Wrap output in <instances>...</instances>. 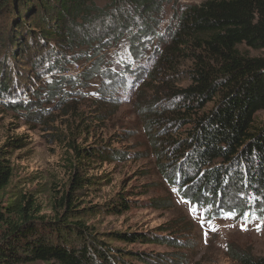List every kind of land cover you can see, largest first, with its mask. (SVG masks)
<instances>
[{"label": "trees", "instance_id": "1", "mask_svg": "<svg viewBox=\"0 0 264 264\" xmlns=\"http://www.w3.org/2000/svg\"><path fill=\"white\" fill-rule=\"evenodd\" d=\"M163 1L113 0L118 6L110 16L120 25L118 12L124 4L147 17L143 27L130 31V41L136 70L148 74L136 103L155 151L158 173L185 201L206 207L213 216L231 213L243 218L255 214L263 219L264 119L258 120L257 113L264 110V0H203L182 5L167 37L158 36L154 57L144 58L141 46L146 37L156 34L153 26L158 21L151 16ZM105 13L106 7L94 0H0V19L14 18L5 28L4 51L9 43L8 54L13 57L22 50L34 54L43 51V41L48 46L53 42L56 49L57 45H89L94 34H102L97 23L106 25ZM23 17L30 20L29 25ZM24 31L27 34L23 35ZM103 41L99 39V43ZM247 49L261 53L252 55ZM99 62L93 60L77 77L60 76L46 83V97L37 99L54 100L65 92L66 85L86 86L96 75L107 80L106 93L124 85L119 74L100 70ZM83 75L84 81L78 82ZM30 78L27 82L32 84L42 77ZM0 86L4 91L9 88ZM28 91L35 93L34 89ZM107 100L104 102L117 107L113 100ZM35 101L27 103L31 106L20 105V111L27 110V120L36 121L45 113ZM19 141L9 139L0 145V264H190L189 254L181 249L190 248L191 240L185 242L178 236L180 232L189 236L192 231L187 219L169 221L159 228L165 234L130 230L101 233L90 223L101 213L116 214L130 208L131 200L123 191L102 205L86 206L78 198L84 189L101 184L95 181L98 177L87 174L93 159L125 160L126 151H116L107 142L90 147L70 145L74 151L72 173L67 189L53 197L54 214L49 219L41 214L33 193L9 190L14 175L9 158L22 146ZM154 205L174 206L170 198ZM174 230L177 236L167 235ZM113 242L160 243L176 251L153 254L114 246ZM227 256L236 264H264V256L236 245H228Z\"/></svg>", "mask_w": 264, "mask_h": 264}, {"label": "rangeland", "instance_id": "2", "mask_svg": "<svg viewBox=\"0 0 264 264\" xmlns=\"http://www.w3.org/2000/svg\"><path fill=\"white\" fill-rule=\"evenodd\" d=\"M94 1L100 7H106L107 26L97 23V28H101L102 34H94L95 40L89 45L77 44L71 48L57 45L56 49L53 42L48 46L47 42L43 41V51L34 54L31 50H22L15 58L8 54V51H11L10 43L7 51H4L5 28L14 18L11 16L12 21H6L4 17L0 19V84L9 86L5 91L0 90V145L9 139L17 138L22 145L16 148L9 158L14 170L10 185L12 188L9 190L18 188L33 193L37 205L41 208V214L51 219L54 214L53 197L61 196L67 189L72 173L74 151L70 145L90 147L98 142L111 143V147L116 151H126L127 158L112 162L93 159L87 174L98 177L99 180L95 181L101 184L81 191L79 201H83L86 206L102 205L123 191L131 202L130 208L121 213H101L90 220L97 231L104 233L130 230L165 234L164 229L159 228L165 227L169 221L187 219L193 226L192 231L189 230V236L184 232H180L178 236L185 242L191 240L190 248L181 249L189 254L190 264H236L227 256L228 245L240 246L251 250L257 256H264V218L259 219L255 214L243 218H237L235 215L231 219L225 218L230 213L213 216L206 211V207H198L185 201L177 188L168 184L158 173L154 163L155 151L150 146V139L141 115L138 114L136 103L139 88L142 82L148 79V74L146 71L144 73L136 70L138 64L133 58L130 41V31L136 32L140 25L143 27L146 24L143 21L147 20V17L134 11L133 7L122 4L118 12L120 25H115V20L110 16L118 5L114 4L113 0ZM201 1L203 0L161 2L159 11L155 16H151L158 21V24L153 26L156 34L146 37L141 46L144 58L154 57L159 44L158 36L167 37L168 29L177 21L175 12L181 9L182 5ZM118 13H114V16H118ZM22 19L29 25V19ZM93 27L95 28V25ZM25 34L27 32L24 31L23 35ZM100 38H104L102 43H99ZM247 50L252 55L261 53L259 50ZM94 53L97 55L90 59ZM95 59L100 61L101 69L110 67L112 73L120 74V81L124 85L106 93L104 90L108 85L107 80L96 75L86 86L66 85L65 92L54 100L39 101L35 97H46L45 81L51 83L60 77L59 75L76 77L75 75L83 69L87 71ZM142 73L144 74L141 77H137V74ZM33 75L42 76V79L33 80L31 84L30 77ZM84 76L86 75L80 76L77 81H84ZM29 89L36 90L37 94L30 95ZM3 91L5 93L2 94ZM102 93L107 98L111 96L117 107L104 102L108 100ZM28 99H36L39 108L45 112L36 121L27 120V110H19L22 104L31 106L26 104ZM257 119H264V110L257 113ZM186 169L191 171L189 167ZM163 198H170L174 206L157 208L154 203ZM175 231L167 235L175 237L178 233ZM112 244L153 254L176 251L173 246L160 243Z\"/></svg>", "mask_w": 264, "mask_h": 264}, {"label": "clouds", "instance_id": "3", "mask_svg": "<svg viewBox=\"0 0 264 264\" xmlns=\"http://www.w3.org/2000/svg\"><path fill=\"white\" fill-rule=\"evenodd\" d=\"M84 70V69H83ZM100 70H103V69H101V67H100ZM108 71V74L109 75H111V73H112V70H111V68L110 67H107L106 69H105V72H107ZM81 73V72H80ZM80 73H78V74H80ZM61 74H64V72H61ZM78 74L77 75H75L76 77L78 76ZM112 75H118L117 73H112ZM59 76H67V75H59ZM101 77H103L102 75H100ZM119 76H120V74H119ZM42 77V76H41ZM73 77H74V75H73ZM42 79V78H41ZM40 79V80H41ZM55 80V79H54ZM38 81V80H37ZM51 82H53V81H51ZM46 83H48V82H46L45 81V84ZM48 84H51V83H48ZM46 87V86H45ZM35 91V93H34V95H36L37 94V91L36 90H34ZM29 94L31 95L32 94V92H29ZM38 96V95H37ZM37 96H35V97H37ZM107 99H112V97L110 96V97H108ZM31 101V99H28V101L26 102V104L28 103V102H30Z\"/></svg>", "mask_w": 264, "mask_h": 264}, {"label": "snow or ice", "instance_id": "4", "mask_svg": "<svg viewBox=\"0 0 264 264\" xmlns=\"http://www.w3.org/2000/svg\"><path fill=\"white\" fill-rule=\"evenodd\" d=\"M193 211H196V209H193ZM225 218L231 219V218H234V215L230 213ZM213 230L215 231L216 229H213Z\"/></svg>", "mask_w": 264, "mask_h": 264}]
</instances>
